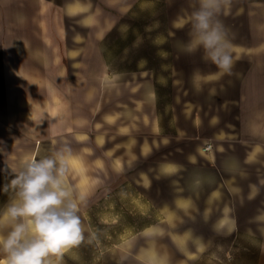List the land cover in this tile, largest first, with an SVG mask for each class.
<instances>
[{
  "label": "crops",
  "instance_id": "0c3cea01",
  "mask_svg": "<svg viewBox=\"0 0 264 264\" xmlns=\"http://www.w3.org/2000/svg\"><path fill=\"white\" fill-rule=\"evenodd\" d=\"M164 1L171 50L153 48L148 61L143 42L129 52L128 32L116 33L112 18L104 33L93 28L81 45H69L64 22L75 16L80 23L78 0H0V178L8 180L7 197L25 158L63 150L73 136L88 143L87 156L100 157L87 161L85 199L106 183L92 171L107 163L122 171L151 158L159 176L179 183L166 204L151 202L156 220L126 225L131 236L112 243L120 262L146 264L154 247L169 264H264V0L224 1L213 15L212 23L231 33L233 66L225 74L195 43L201 0ZM145 3L104 0L119 18L133 9L142 14ZM90 212L81 206L84 234Z\"/></svg>",
  "mask_w": 264,
  "mask_h": 264
},
{
  "label": "rangeland",
  "instance_id": "374dc122",
  "mask_svg": "<svg viewBox=\"0 0 264 264\" xmlns=\"http://www.w3.org/2000/svg\"><path fill=\"white\" fill-rule=\"evenodd\" d=\"M53 1H56L58 4H70L73 0ZM78 1L80 3V23L75 21V16L74 18L71 16L67 17L64 22L69 45L75 47L79 42L81 45L83 42L82 36L85 33H92L93 28L96 33H104L105 19L107 21L112 18L114 21L115 19L117 21L116 33H119V28L121 32L127 30L129 52L134 51L135 48L133 47L137 43L143 42L145 46V60L151 61V57H154L152 54L153 48L164 45L169 50L170 44L167 36L173 35V33H165L168 22L166 20L164 0H145L146 3L143 6L142 14L138 10V16H136L137 11L133 9L127 15L120 18L115 14L113 9L104 5V0ZM224 1L228 0H221V4ZM181 6L177 5L173 7L171 16H175L174 14L179 12ZM92 13L96 15V19ZM137 17H139L138 20H136ZM93 18L95 19L94 23L92 22ZM213 24L215 25V23ZM224 24L229 31L231 22L229 21ZM110 33V35H114V32ZM230 34L225 33L228 41L231 40ZM72 39H76L77 42H72ZM161 61L162 59H154L156 63ZM62 148H71L74 156H82V152L84 153L81 157L83 159L75 158L73 161H70L69 170H73V173L68 177L69 183L75 188L76 193L81 194L87 189V161L89 158L90 160H97L100 157L97 153L87 156L88 143L73 136L64 138ZM157 153L154 159H161V152L160 154L159 152ZM96 169L101 171H92V174H95L96 177H101V179L105 178L106 183L96 191L95 197L85 199V203L83 204V206L91 208V212L86 215V228L89 230L84 234L85 240L78 248L72 249L69 253L65 254L62 259H53V264H125L120 262V247L113 246L112 243L119 241L121 237L131 236L130 234L133 231L125 229L126 225H135L136 223L139 225L140 223L156 220L157 215L149 213L148 207H150L151 202L163 206V204L173 199L175 186L177 188L179 186V183L176 185L173 183V179L167 176H159V168L155 165V160L151 158L137 165H131L122 171L116 166L108 165V163L105 166L102 164L100 167H96ZM81 174H84V176ZM137 179L138 182L136 181ZM8 185L9 183L6 178H0V208H3L9 200L7 197L9 194ZM11 194H13L12 190ZM105 197L109 198L105 200ZM110 206L117 213H104V208ZM119 211L124 212L120 213ZM135 248L129 247V250H135ZM142 248L144 247H140V250ZM159 248L162 253L166 254V246H160ZM126 264H136V262L129 260ZM176 264L185 263L176 262ZM204 264L216 263L205 262Z\"/></svg>",
  "mask_w": 264,
  "mask_h": 264
},
{
  "label": "clouds",
  "instance_id": "9594fccd",
  "mask_svg": "<svg viewBox=\"0 0 264 264\" xmlns=\"http://www.w3.org/2000/svg\"><path fill=\"white\" fill-rule=\"evenodd\" d=\"M220 8L221 0H201V10L194 14L195 43L220 74H225L233 66V45L219 22L212 23ZM74 159L72 149L67 148L22 161L11 180L13 195L0 208V264H53L52 257L60 260L84 242L80 212L85 197L68 180ZM145 231L163 235L162 229ZM146 257V264H168L154 247L147 250Z\"/></svg>",
  "mask_w": 264,
  "mask_h": 264
},
{
  "label": "built area",
  "instance_id": "2783aa9c",
  "mask_svg": "<svg viewBox=\"0 0 264 264\" xmlns=\"http://www.w3.org/2000/svg\"><path fill=\"white\" fill-rule=\"evenodd\" d=\"M210 147H211V145H207V146L205 147V149L208 150Z\"/></svg>",
  "mask_w": 264,
  "mask_h": 264
}]
</instances>
